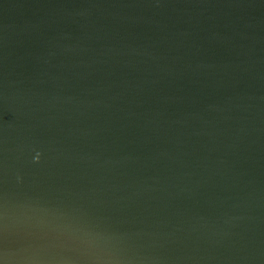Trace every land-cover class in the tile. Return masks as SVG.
I'll use <instances>...</instances> for the list:
<instances>
[{"label":"water","instance_id":"1","mask_svg":"<svg viewBox=\"0 0 264 264\" xmlns=\"http://www.w3.org/2000/svg\"><path fill=\"white\" fill-rule=\"evenodd\" d=\"M0 264H264V0H0Z\"/></svg>","mask_w":264,"mask_h":264}]
</instances>
